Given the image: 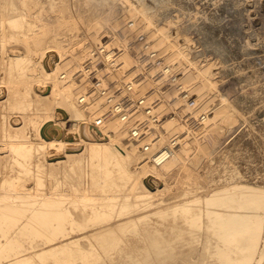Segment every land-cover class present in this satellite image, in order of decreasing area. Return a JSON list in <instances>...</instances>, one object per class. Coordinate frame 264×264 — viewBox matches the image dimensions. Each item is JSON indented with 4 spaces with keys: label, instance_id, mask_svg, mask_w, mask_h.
Wrapping results in <instances>:
<instances>
[{
    "label": "rangeland",
    "instance_id": "374dc122",
    "mask_svg": "<svg viewBox=\"0 0 264 264\" xmlns=\"http://www.w3.org/2000/svg\"><path fill=\"white\" fill-rule=\"evenodd\" d=\"M147 1L155 5L154 13L148 16L151 25L130 9L127 0H115L113 5L122 13L123 22H114L112 27L106 22L98 24L103 35L93 44L101 39L122 46L126 67L135 65L133 54L125 48L126 40L122 38L128 29L127 22L134 20L137 25L141 23L140 27L146 25L142 29L164 57L178 50L188 59L178 64L177 57L168 56L166 62L173 63L177 79L164 84L151 77L145 85L157 100V111L164 116H176L173 120L167 118L164 124L167 130L180 133L178 148L182 147L176 151L184 149V143L191 146L192 152L184 158L183 167L171 166L169 172L178 173L177 179L181 175L190 180L187 174L194 165L199 178L195 182L200 180L203 185L214 179L222 183L247 180L264 185V0ZM50 3L51 0H0V55L12 49V45H2L10 29L9 20L24 18L23 29L31 35L61 29L59 26L66 18H53L47 13ZM21 11L28 12L26 17L20 16ZM93 44H88L86 49L98 45ZM84 56L79 64L71 67L74 71L80 68ZM69 73L67 71V83L83 80L80 75L74 78ZM7 80L5 70L0 68V83ZM60 80L65 81L61 77ZM202 87L212 94L208 98L205 95L206 100L198 96L197 91ZM190 97L197 101L195 106L189 104ZM74 98L80 105L77 97ZM220 99L226 104L222 107L230 109L236 119L225 125L229 128L217 133L216 140H210L201 134L212 118L215 102ZM203 109L209 113L208 120L200 123L189 117ZM50 110L39 117L34 104L19 110L0 102V264H16L26 256L32 257L31 264H218L214 255L217 239L209 219L204 216L199 225H190L181 216L180 204L197 192L198 183L190 187L176 181L168 194L145 201L135 192L130 178L133 171L130 157L116 145L106 149L91 144L62 169L53 171L47 164L48 144L43 133ZM116 124L120 125L117 121ZM75 136L69 139L85 147L88 141ZM133 148L134 153H141ZM169 156L160 160V164ZM157 160L153 161L158 163ZM10 171L18 176L12 182L8 177ZM24 186L30 188L27 195L15 194V189ZM183 190L190 192L183 195ZM177 194V197H169ZM52 204L56 206L53 211H57L54 215ZM258 211L264 213L262 208ZM114 225H121L117 238L105 234V230ZM63 231L77 240L66 245L73 248L71 253L62 258L42 253L59 241L53 240L52 234L59 235Z\"/></svg>",
    "mask_w": 264,
    "mask_h": 264
},
{
    "label": "bare ground",
    "instance_id": "6f19581e",
    "mask_svg": "<svg viewBox=\"0 0 264 264\" xmlns=\"http://www.w3.org/2000/svg\"><path fill=\"white\" fill-rule=\"evenodd\" d=\"M114 1L51 0L47 13L53 18H66L63 24L59 26L61 29L55 30L54 28L51 33L34 32L32 35L27 34L21 23L24 18L9 20L10 29L5 35L3 39L5 42L2 45L8 44L7 47L12 45V49L0 55V68L5 70V74L8 76V80L5 83H0V102L8 103L11 108H18L19 110H24L34 104L39 111V117L45 115L47 113L45 111L51 108L50 119L43 124V133L46 144H48L45 151L47 164L53 171L62 169L67 162L74 160L81 150L88 148L91 144H96L106 149L116 145L124 149L130 157L133 168L130 178L134 181L135 192L141 194L145 201H154L162 194H168L167 191L170 190V186L176 181L187 183L189 186L190 184L194 183L195 185L198 183L196 186L197 192L180 204L182 208L181 216L190 225H199L201 218L204 216L209 219L208 222L213 227V234L217 239L214 254L217 263L264 264V213L258 211L259 208H262L264 212V185H258L255 181L247 180H230L222 183L215 179L203 185L199 183L200 180L195 182L199 178L197 168L194 165L189 167V174H187V177L191 176L190 180L183 178L181 175L177 179L176 175L178 173L175 171L171 173L168 169L171 166H176L175 168L183 167L184 158H187L192 152L190 145L184 143L185 148L179 152L176 151L179 147L177 146L175 150L170 152L169 155L171 157L168 155L170 158L168 157L167 161L161 164V161L155 163L153 159H150L151 156L148 152L139 150L137 145L126 136L125 127L117 125L114 119L105 114L100 104L87 102L81 106V104L77 105L75 103L74 97H77L79 92L87 89L86 83L82 84L80 79H77V81L79 80L78 82L73 83L60 80V70L65 69L71 72L70 70H73L71 67L80 63L81 56H84V53L87 56V45L93 44L97 37L102 39V30L98 24L106 22V24L110 23L112 27V23L123 19L120 18L122 13L117 12L118 10L115 9ZM127 1L130 9L139 13L142 16L141 19L151 25L152 20L148 16L154 13L155 5L147 0ZM26 13L28 12L21 11L20 16L26 17ZM142 27H146V25L143 24ZM29 30L31 31L32 29L29 28ZM130 33V31L126 30L122 34L128 39L131 38ZM101 39L99 43L95 44L105 43ZM120 42H122L121 38ZM167 48L169 47L167 46ZM179 52L178 50L174 52L171 59L177 57L179 60V62L177 61L178 64H181L188 59ZM172 55L168 52L165 58ZM189 64L192 63L189 62ZM179 68L181 70V66ZM201 80L212 82L209 78H201ZM205 87L199 89L197 91L199 95H197L206 100L212 94H209L207 92L208 89L205 90ZM205 95L207 98L204 97ZM209 102H211L210 99ZM223 102L221 99L219 102H215L212 118L208 122L207 127L203 128L202 134L200 133L202 137L210 140L215 139L217 133L224 128H229V126L225 127L226 124L229 125L235 121L236 115L230 109L222 107L226 105ZM73 134H76L75 137H83L85 141H88L85 143V147L81 148L75 141L69 139ZM134 146L136 151L141 153H134ZM177 171L179 172V170ZM16 176L10 171L8 177L12 182V179ZM189 186L187 187L189 188ZM28 189L30 188H25V186L19 190L15 189V194L27 195L29 193ZM188 192L190 191L183 190L182 194L186 195ZM178 195L169 197H177ZM23 201L25 204L30 205L28 200L23 199ZM51 206V213L54 215L57 212L53 211L56 206L54 204ZM177 206L178 204L174 205L175 208ZM120 226H109L105 230V234L109 237L117 238ZM81 228H83L82 225ZM52 238L53 240L59 239V241H55L52 246L42 251V253L47 252L54 257L61 258L67 257L73 250L72 247L67 248L66 245L77 241L65 231L59 235L53 233ZM76 246L78 247L79 245L76 244ZM31 263V256L23 257L16 262V264Z\"/></svg>",
    "mask_w": 264,
    "mask_h": 264
},
{
    "label": "built area",
    "instance_id": "2783aa9c",
    "mask_svg": "<svg viewBox=\"0 0 264 264\" xmlns=\"http://www.w3.org/2000/svg\"><path fill=\"white\" fill-rule=\"evenodd\" d=\"M126 27L131 38L123 35L125 48L133 54L135 65L126 67L124 48L106 42L91 47L81 67L69 74L75 78L81 74L82 84H87V89L78 93L77 103L100 104L107 116L126 128L127 136L139 150L148 152L153 160L162 161L177 148L181 137L180 133L164 127L167 118L173 120L176 116H164L157 111V100L145 85L151 77L167 84L177 79V73L137 22L129 20ZM131 67H134L132 71ZM123 69L129 72L123 74L120 71ZM114 73L118 76H113ZM60 77L67 80L68 74L62 72ZM188 100L191 106L195 105L193 98ZM208 116V111L203 109L189 117L201 123L208 120ZM162 136L166 137L162 140Z\"/></svg>",
    "mask_w": 264,
    "mask_h": 264
}]
</instances>
